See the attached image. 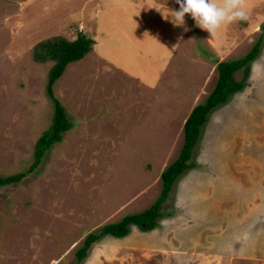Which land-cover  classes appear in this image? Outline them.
<instances>
[{
    "label": "rangeland",
    "instance_id": "1",
    "mask_svg": "<svg viewBox=\"0 0 264 264\" xmlns=\"http://www.w3.org/2000/svg\"><path fill=\"white\" fill-rule=\"evenodd\" d=\"M106 3L0 0V175L29 168L51 120V62L34 61L33 44L78 31L96 42ZM245 12L213 36L187 14L188 31L152 83L102 70L94 44L67 64L53 88L73 125L32 171L0 186V264H74L87 233L152 204L187 115L215 85L216 61L242 56L262 33L247 84L209 112L159 225L104 234L80 264H264V0H247Z\"/></svg>",
    "mask_w": 264,
    "mask_h": 264
},
{
    "label": "trees",
    "instance_id": "2",
    "mask_svg": "<svg viewBox=\"0 0 264 264\" xmlns=\"http://www.w3.org/2000/svg\"><path fill=\"white\" fill-rule=\"evenodd\" d=\"M264 28V23L261 24ZM263 33L258 36L249 50L242 56L232 59H218L216 61L217 79L214 87L201 102H197L183 123V140L177 157L171 161L160 174L161 191L155 201L148 207L132 213L124 214L119 220L107 222L100 226L97 232L87 233L83 244L76 250L77 261L80 264L87 255V248L91 242L104 234L122 237L129 231V225L135 224L139 229L147 231L159 225L158 217L161 215L160 205L166 197L174 179L184 170L193 165L190 156L195 143L201 134L202 125L206 122L209 112L216 106L228 101L230 95L240 91L247 84L251 71V62L258 56ZM92 37L78 31L73 39L62 34L49 35L36 41L30 51L31 58L36 62H51L48 67L44 90L51 101L53 110L49 125L42 130L33 145V162L29 168L7 175H0V186L20 180L32 171L41 161L46 150L62 139V132L73 125L68 118L67 110L55 94L53 85L63 73L67 64L82 58L88 53L93 44ZM242 70L241 78L235 77V71Z\"/></svg>",
    "mask_w": 264,
    "mask_h": 264
},
{
    "label": "crops",
    "instance_id": "3",
    "mask_svg": "<svg viewBox=\"0 0 264 264\" xmlns=\"http://www.w3.org/2000/svg\"><path fill=\"white\" fill-rule=\"evenodd\" d=\"M174 3L177 2L107 0L106 4L109 8L112 7V11L103 13L100 19H97L98 38L93 42L99 55L97 58L103 66L101 69L117 67L124 72H132L144 82L158 76L175 51L176 40L186 34V19L185 25L179 27L172 21L173 10H179L180 7ZM103 11L104 7L101 12ZM243 28L245 30V27ZM225 29L223 25L219 32ZM224 48L227 49V46ZM220 58L224 59L222 55ZM149 83H152V80Z\"/></svg>",
    "mask_w": 264,
    "mask_h": 264
},
{
    "label": "clouds",
    "instance_id": "4",
    "mask_svg": "<svg viewBox=\"0 0 264 264\" xmlns=\"http://www.w3.org/2000/svg\"><path fill=\"white\" fill-rule=\"evenodd\" d=\"M176 2L180 7L179 10H173L172 21L175 26H184L185 16L190 14L196 26L208 31L212 36L223 25L246 18L247 0H176ZM184 30L188 31L186 27Z\"/></svg>",
    "mask_w": 264,
    "mask_h": 264
}]
</instances>
